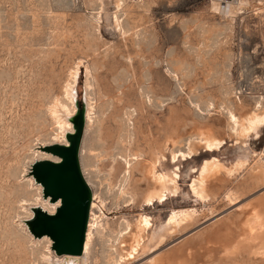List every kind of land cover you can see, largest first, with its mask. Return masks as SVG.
I'll return each mask as SVG.
<instances>
[{"label": "rangeland", "instance_id": "rangeland-1", "mask_svg": "<svg viewBox=\"0 0 264 264\" xmlns=\"http://www.w3.org/2000/svg\"><path fill=\"white\" fill-rule=\"evenodd\" d=\"M227 1L216 12L212 0H125L122 36L112 2L97 20V0H0V264L48 263L42 237L51 238L28 222L43 191L33 167L57 157L48 150L58 133L50 108L56 99L70 105L66 85L78 66L79 108L85 113L86 93L92 105L81 165L95 198L89 248L68 256L76 264H264V127L247 144L233 142L225 113L245 115L264 100V0L233 18ZM205 133L225 140L221 150L198 145L172 161L171 151ZM214 157L244 164L209 177L202 200L190 184ZM153 163L157 174H179V190L149 202ZM175 211L193 215L172 229ZM254 212L263 227L252 236ZM142 214L151 227L128 257Z\"/></svg>", "mask_w": 264, "mask_h": 264}, {"label": "bare ground", "instance_id": "bare-ground-1", "mask_svg": "<svg viewBox=\"0 0 264 264\" xmlns=\"http://www.w3.org/2000/svg\"><path fill=\"white\" fill-rule=\"evenodd\" d=\"M140 2H143V0H139ZM227 0H225L226 2ZM98 2V12H97V20L101 18L102 13L105 11L106 4L108 2L114 3L115 10L112 14V20L113 25L115 28H117L122 36H125L126 30L124 29L122 25V18L119 15L120 11L123 8V5L125 3V0H97ZM227 3H230L227 7L224 8L225 14L233 18L237 12H242V9H244L245 6L249 5V0H232L227 1ZM257 7V6H256ZM211 9L216 12H221L223 9V0H212L211 2ZM261 9V8H260ZM99 18V19H98ZM79 66L74 69V71L71 72V81L67 82L65 94L66 97L69 100V104L63 103L59 99H56L51 108L50 113L52 118L55 120V123L58 126V133L56 135V140L53 143H68L67 140V134L69 132L75 131V125L74 121L75 118L80 111L79 104H78V97L77 92L75 90L74 84L77 81ZM87 87L90 86V83L88 82V76L90 74L89 69H87ZM226 99V98H225ZM227 100V99H226ZM226 102V101H225ZM224 102V103H225ZM210 105V104H209ZM224 105V104H223ZM229 105V104H227ZM232 106V105H231ZM223 108V107H222ZM234 108L228 106L226 110V117H227V124L229 129L232 132V135L234 136V141L236 143H245L250 140L251 137H259L261 129L264 127V100H257L254 107L246 113L245 115H237ZM85 122L86 119L89 117V114L92 111V105L89 101V98L85 96ZM210 110V109H208ZM222 110V109H221ZM223 111V110H222ZM225 140L222 138L214 137L205 134L198 135L196 139H189L187 143L185 144L184 148H179L177 150L171 151V158L173 162H176L179 158L181 159H187L192 157L195 153L198 152V145L201 146L205 151H219L224 146ZM45 158L55 159L58 160V157H54L51 155H45ZM244 164V161L240 160L237 162H234L231 167H227L222 161H220L218 158L214 157L211 159L204 160L200 166V168L197 170V175L192 180L190 184L191 192L194 196L199 197L202 200H206L208 198V191L206 190L207 183L209 177H211L213 174L215 177L220 171H224L225 174L232 175L236 170L239 169ZM150 174L152 175V179L155 181V188L151 190V192L148 195L147 200L149 202H152L155 198L164 199L167 192L176 194L179 190V184H178V173H173L169 176L165 174H157L155 172L156 164L153 163L150 165ZM264 173V163H262L260 167ZM85 173V172H84ZM215 173H217L215 175ZM224 174V175H225ZM86 177V175H85ZM212 178V177H211ZM87 179V177H86ZM88 181V179H87ZM89 182V181H88ZM90 186L91 183L89 182ZM92 187V186H91ZM93 189V188H92ZM43 189L39 190L42 191ZM210 195V194H209ZM93 197L95 198V195L93 193ZM37 203L41 206L43 210H46L50 213L55 212L57 206L60 204V201L58 202H52L50 198H45L43 195V191L39 193L37 199ZM94 206V199L92 202V208H91V215L89 220V227L87 232V239L85 243V252H87L89 248V243L91 239V232H92V210ZM192 212L182 211L179 212H172L169 219V224L172 226L173 229L176 226H179L182 222L189 220V218L192 216ZM29 218V217H28ZM31 218V217H30ZM135 230L136 232L133 233L134 235L131 243L128 246L127 249V256L133 257L135 253L138 251L139 247H141L142 242L144 240V236L146 231L151 227V220L146 215L142 214L137 221L135 222ZM131 224L127 225V229L130 228ZM249 234H256V232L260 231L263 227L262 223V216L258 212H254L252 214V218L248 221L247 226ZM130 232V231H128ZM247 232V233H248ZM126 234V233H125ZM124 235V233H123ZM46 238L48 242V252L45 256V260H48L47 264H76V259L69 257L67 255L65 256H58L54 251L51 249L52 242L48 237H42ZM38 240V239H37ZM163 241V239H160V243ZM84 254H82V257H84ZM78 257V256H77ZM79 260V259H78ZM149 264H153L150 262Z\"/></svg>", "mask_w": 264, "mask_h": 264}, {"label": "water", "instance_id": "water-1", "mask_svg": "<svg viewBox=\"0 0 264 264\" xmlns=\"http://www.w3.org/2000/svg\"><path fill=\"white\" fill-rule=\"evenodd\" d=\"M75 131L67 134L68 143H53L48 150L59 159H45L36 163L33 174L43 186V195L52 202L60 201L55 212L41 207L29 220L31 231L37 236L48 235L52 249L58 256L82 255L89 227L93 189L81 165V147L85 135V115L78 112Z\"/></svg>", "mask_w": 264, "mask_h": 264}]
</instances>
